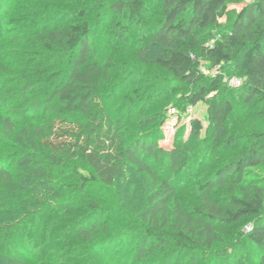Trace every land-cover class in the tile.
Listing matches in <instances>:
<instances>
[{
	"label": "trees",
	"instance_id": "obj_1",
	"mask_svg": "<svg viewBox=\"0 0 264 264\" xmlns=\"http://www.w3.org/2000/svg\"><path fill=\"white\" fill-rule=\"evenodd\" d=\"M258 168L264 0H0V264H264Z\"/></svg>",
	"mask_w": 264,
	"mask_h": 264
},
{
	"label": "rangeland",
	"instance_id": "obj_2",
	"mask_svg": "<svg viewBox=\"0 0 264 264\" xmlns=\"http://www.w3.org/2000/svg\"><path fill=\"white\" fill-rule=\"evenodd\" d=\"M230 88L236 89V87H230ZM193 119L201 120L203 123V126L206 127L207 124L205 121V107L203 105L196 106L192 111H189L187 115H183L179 119L169 116L168 120L166 121V123L164 124L162 128V138L150 150L151 154L147 155L148 159L151 161L154 167V170L157 174L161 173L162 164H163V154L165 151H168L171 149L176 130L181 126L184 127L185 128L184 133H185V136H187L189 132V121ZM150 151L148 150L147 152L150 153ZM256 171L259 174L264 175V168H258L256 169ZM237 226H240V225H237ZM247 230H248V227H245L243 232L246 233Z\"/></svg>",
	"mask_w": 264,
	"mask_h": 264
},
{
	"label": "built area",
	"instance_id": "obj_3",
	"mask_svg": "<svg viewBox=\"0 0 264 264\" xmlns=\"http://www.w3.org/2000/svg\"><path fill=\"white\" fill-rule=\"evenodd\" d=\"M252 1L253 0H244V2L247 3V4L251 3ZM214 71H215V69L213 70V72H211V74L214 73ZM241 84H242V81L240 79H237V78H230V79L227 80V85L229 87H236L237 88V87L241 86ZM189 111H191V109ZM175 115H176V110L175 109H170L169 116L170 117H174Z\"/></svg>",
	"mask_w": 264,
	"mask_h": 264
}]
</instances>
